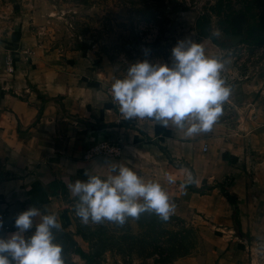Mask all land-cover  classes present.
Wrapping results in <instances>:
<instances>
[{
  "label": "crops",
  "instance_id": "1",
  "mask_svg": "<svg viewBox=\"0 0 264 264\" xmlns=\"http://www.w3.org/2000/svg\"><path fill=\"white\" fill-rule=\"evenodd\" d=\"M198 43L227 61L223 75L232 93L213 129L191 138L171 124L125 120L97 81L62 56L38 53V47L26 55L0 44V213L9 226L1 236L16 231L15 217L30 206L55 213L66 226L68 185L86 181L85 172L106 178L113 165H125L177 196V212L191 206L209 216L218 230L216 251L230 264H264L253 247L264 241V40ZM98 142L113 151L91 153ZM186 170L198 181L193 187H209L205 194L180 187ZM167 174L175 184L167 183ZM234 208L241 234L232 224Z\"/></svg>",
  "mask_w": 264,
  "mask_h": 264
},
{
  "label": "rangeland",
  "instance_id": "2",
  "mask_svg": "<svg viewBox=\"0 0 264 264\" xmlns=\"http://www.w3.org/2000/svg\"><path fill=\"white\" fill-rule=\"evenodd\" d=\"M213 1L0 0V44L26 55L38 47V53L66 58L74 69L96 80L116 104L107 91L114 79L126 75L129 63L147 59L170 66L178 40L191 36L198 43L212 36L219 41L221 35H212L221 33L209 13ZM261 30L260 20L254 18L243 35L248 40L264 37ZM186 189L205 194L209 187ZM171 199L178 204L177 196ZM64 200L69 222L65 226L58 220L62 229L55 232V242L63 247L65 264H230L216 251L215 223L191 206L175 209L167 222L145 212L139 219L128 218L123 226L84 225L75 215L78 198L69 193ZM175 251L184 254L171 259Z\"/></svg>",
  "mask_w": 264,
  "mask_h": 264
},
{
  "label": "clouds",
  "instance_id": "3",
  "mask_svg": "<svg viewBox=\"0 0 264 264\" xmlns=\"http://www.w3.org/2000/svg\"><path fill=\"white\" fill-rule=\"evenodd\" d=\"M226 63L206 54L204 45L191 36L185 37L171 49L170 66L147 59L129 63L126 75L114 79L111 96L125 120L148 121L164 128L171 124L191 138L210 132L223 115L232 93L223 75ZM85 175L86 181L68 185L71 196L78 198L75 215L84 225L110 222L123 226L128 218L139 219L145 212L167 222L175 212L174 201L159 181L145 180L128 166L113 165L106 178ZM166 180L176 183L170 174ZM197 182L186 170L180 187L186 189ZM14 226L16 231L0 236V264H65L63 247L55 242V232L62 229L55 213L42 214L30 206L15 217Z\"/></svg>",
  "mask_w": 264,
  "mask_h": 264
},
{
  "label": "trees",
  "instance_id": "4",
  "mask_svg": "<svg viewBox=\"0 0 264 264\" xmlns=\"http://www.w3.org/2000/svg\"><path fill=\"white\" fill-rule=\"evenodd\" d=\"M262 0H214L211 5L209 6V13L212 14L216 18V23L220 31L230 33L233 31V28L229 25V16L238 12L242 11L244 15L247 17V23L242 26V37L240 42H250V43H259L264 40V37H251V39H247L244 37L245 32L250 31L251 22L254 18L260 20V26H262L261 34L264 36V6H262ZM200 31V29H197ZM210 39L220 46H226L223 42L217 41L214 37H210ZM167 158H170L167 156ZM170 160V159H168ZM222 195L226 199L227 202L230 204H234V201L228 196L226 192L222 190ZM232 223L234 229L237 234H241L239 230V222L237 220L236 209L232 210ZM158 223V221L156 222ZM180 251H175L174 254H171V259L174 256H180L184 253H179ZM82 257L87 258L88 261L91 259L90 254L80 253Z\"/></svg>",
  "mask_w": 264,
  "mask_h": 264
},
{
  "label": "built area",
  "instance_id": "5",
  "mask_svg": "<svg viewBox=\"0 0 264 264\" xmlns=\"http://www.w3.org/2000/svg\"><path fill=\"white\" fill-rule=\"evenodd\" d=\"M12 60L10 55H6L4 57V67H5V72L6 73H11L12 72ZM108 93H110V91H107ZM117 111L119 112V108L118 106H116V104H113ZM206 147L205 145L202 146V150H205ZM91 153L93 154H108L111 153L113 150L110 147H107V145L103 142H98L96 144H94L91 148H90ZM0 219H4V213H0ZM9 228V226L7 224H5L3 222V227L0 228V236L3 232L7 231ZM253 247L255 248V250L257 251V259H262L264 256V241L257 239L253 242Z\"/></svg>",
  "mask_w": 264,
  "mask_h": 264
},
{
  "label": "water",
  "instance_id": "6",
  "mask_svg": "<svg viewBox=\"0 0 264 264\" xmlns=\"http://www.w3.org/2000/svg\"><path fill=\"white\" fill-rule=\"evenodd\" d=\"M247 23V17L242 11H238L229 16V25L233 28L230 33L222 32L219 41L223 42L226 46L237 45L242 37V26Z\"/></svg>",
  "mask_w": 264,
  "mask_h": 264
}]
</instances>
